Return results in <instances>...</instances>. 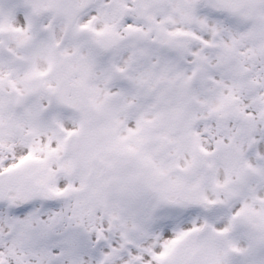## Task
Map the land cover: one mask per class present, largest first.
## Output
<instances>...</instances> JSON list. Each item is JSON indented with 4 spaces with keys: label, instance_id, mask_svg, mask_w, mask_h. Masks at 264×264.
Wrapping results in <instances>:
<instances>
[{
    "label": "snow or ice",
    "instance_id": "1",
    "mask_svg": "<svg viewBox=\"0 0 264 264\" xmlns=\"http://www.w3.org/2000/svg\"><path fill=\"white\" fill-rule=\"evenodd\" d=\"M0 264H264V0H0Z\"/></svg>",
    "mask_w": 264,
    "mask_h": 264
}]
</instances>
